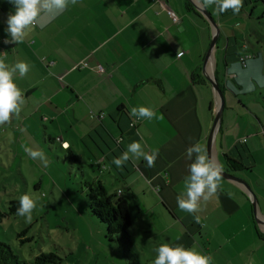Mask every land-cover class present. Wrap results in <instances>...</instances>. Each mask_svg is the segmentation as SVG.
Returning <instances> with one entry per match:
<instances>
[{
	"label": "crops",
	"instance_id": "0c3cea01",
	"mask_svg": "<svg viewBox=\"0 0 264 264\" xmlns=\"http://www.w3.org/2000/svg\"><path fill=\"white\" fill-rule=\"evenodd\" d=\"M244 5L248 8L246 0L242 9ZM199 8L221 24L222 13L217 14L215 5L202 7V0H78L43 30L34 26L22 42L4 44L9 38L6 20L15 8L0 0V60L10 67L21 61L30 66L25 77H13L25 103L10 124L17 138L25 139L22 146L41 151L55 141L63 151L89 153L100 173L109 170V177L96 178L111 194L122 190L117 197L129 203L130 228L138 221L141 238L152 244L156 257L159 246L169 244L198 252L204 248L211 264H264V206L258 196L261 222L256 223L243 185L222 177V190L201 200L196 213L177 205L192 162L186 150L197 142L207 150L214 121L212 105L203 99L212 100V85L199 82L214 27ZM228 53L235 55L226 61L227 74L245 90L239 72L242 56L237 57L236 48ZM82 62L89 67H78ZM100 64L102 72L96 69ZM263 67L258 57L248 56L244 69L251 81L260 83ZM140 106L153 109L156 118L138 119L133 127L137 118L129 113ZM92 112L105 116L93 118ZM227 139L222 118L212 158L236 175L232 167L239 166L230 159L238 158L236 149L243 141L230 144ZM133 141L149 153L159 150L154 167L143 159L119 168L112 163ZM65 142L68 148L62 147Z\"/></svg>",
	"mask_w": 264,
	"mask_h": 264
},
{
	"label": "rangeland",
	"instance_id": "374dc122",
	"mask_svg": "<svg viewBox=\"0 0 264 264\" xmlns=\"http://www.w3.org/2000/svg\"><path fill=\"white\" fill-rule=\"evenodd\" d=\"M246 2L248 8H243L239 14L234 15L228 9L220 16L221 24L217 23L220 33L213 50L214 74L222 85L226 103L223 119L224 128L228 129L227 140L230 144L243 141L236 149L237 159L243 165L232 167V171L247 183L259 208L258 196L264 206V72L261 71L260 83L251 81V73H245V64L240 61L243 90L229 77L226 65L227 49L232 53L236 48L237 57H258L264 66V2ZM212 38L213 33L205 56ZM233 55L235 53L228 57ZM204 62L205 57L200 69L203 76ZM251 84L253 89L249 90ZM211 91L213 93L212 87ZM203 99L207 106L211 103L210 112L215 117L218 108L215 94L212 100L206 95ZM7 132H10L8 137ZM23 142L25 139L17 138L10 123L0 126V209L6 213L0 224V242L11 246L19 264H130L118 242L107 237L105 224L89 209L86 181L94 180L97 175H102L104 180L109 177V170L103 169L104 173H100L89 162V153L74 157L71 152L60 149L55 141H48V147L41 150L46 154L45 164L40 159H32L24 151ZM108 186L111 190L110 183ZM24 194L37 201L31 221L11 209L12 202H19ZM135 207L132 208L136 211ZM168 212L163 214L172 218ZM252 212L257 223L254 207ZM135 223L129 232L138 244L134 246L138 262L153 264L156 255L152 244L143 242L144 237L141 238V230ZM199 252L206 255L204 248ZM51 253L55 255L53 261L36 259Z\"/></svg>",
	"mask_w": 264,
	"mask_h": 264
},
{
	"label": "clouds",
	"instance_id": "9594fccd",
	"mask_svg": "<svg viewBox=\"0 0 264 264\" xmlns=\"http://www.w3.org/2000/svg\"><path fill=\"white\" fill-rule=\"evenodd\" d=\"M8 3L13 5L15 12L7 17L5 32L9 38L3 43L17 44L25 39L26 30L34 26L43 30L61 16L70 5H76L78 0H8ZM211 5L216 6L217 14L232 9L233 14L237 15L243 7V0H202V7L207 8ZM29 70L30 66L26 62L21 61L10 67L4 60H0V126L10 123L14 117H19L25 99L23 91L17 86L13 77L18 73L19 77L23 78ZM129 114L138 119L156 118L155 111L145 106L133 107ZM62 147L68 148L67 142ZM24 151L32 159H40L47 163L43 151L27 147ZM186 155L192 162L189 165V175L184 181L185 191L177 196V205L183 211L196 213L200 209L201 200L208 201L222 190L223 169L198 142L187 148ZM158 156V149L149 153L144 150L142 143L133 141L122 155L113 159L112 163L119 168L130 160L143 159L148 167H154ZM19 203L17 215L25 217L26 221H31L37 201L24 194L20 197ZM199 220L200 217L197 216L196 222L199 223ZM157 252L153 264H211L212 260V257L203 255L195 248L186 249L183 246L172 247L169 244H162Z\"/></svg>",
	"mask_w": 264,
	"mask_h": 264
},
{
	"label": "trees",
	"instance_id": "16d2710c",
	"mask_svg": "<svg viewBox=\"0 0 264 264\" xmlns=\"http://www.w3.org/2000/svg\"><path fill=\"white\" fill-rule=\"evenodd\" d=\"M262 1L264 2V0ZM228 52H229V48L227 49L226 59L229 55ZM226 61L228 62V59ZM199 76L201 78L199 81L200 83L211 85L205 76H203L202 74H199ZM218 83L220 84L219 81ZM220 87L222 88L221 84ZM72 155L75 157V154L72 153ZM230 160L232 164L236 167L237 165L239 167L243 165L242 161L239 159H230ZM95 165L99 166L98 163H95ZM246 167L251 168V166H246ZM86 186H87V196L89 200V209L94 216H96L102 223L105 224L107 228V233H106L107 237L110 238V240H116L118 242L120 248L124 253V256L129 261L130 264H140L138 262L139 256L136 253V250L134 248V243L131 238V234L129 232V228L132 225V216L130 212L129 203L126 199L122 197H117V194L121 195L122 192L121 193L118 192L117 194L109 193L105 188L103 182L97 178H95L94 180L86 181ZM12 203L14 204L11 207L12 210H17L20 207V203L18 201H13ZM5 215L6 213L0 209V224L2 218ZM54 257L55 255L51 253V254H42L38 256L36 259L37 260L50 259V261H53ZM19 263L20 260L12 250L11 246L5 242H0V264H19Z\"/></svg>",
	"mask_w": 264,
	"mask_h": 264
},
{
	"label": "water",
	"instance_id": "95a60500",
	"mask_svg": "<svg viewBox=\"0 0 264 264\" xmlns=\"http://www.w3.org/2000/svg\"><path fill=\"white\" fill-rule=\"evenodd\" d=\"M199 11L202 12L213 24L214 27V32H213V38H212V42L210 45V48L207 52L206 58H205V62L203 65V72L205 74V77L208 79V81L211 83L212 88H213V92L215 94L216 97V101H218V108L217 109V114L214 117V121H213V125L211 128V131L209 133L208 139H207V152L208 154L212 157V150H213V146H214V142H215V137H216V133L218 132L221 122H222V118H223V111H224V106H225V100H224V95L222 92V88L220 87V84L217 81V78L215 76V74L213 75H209L206 73V65L208 62V59L211 55V53L213 52L214 48H215V44L216 41L218 39V35L220 33V30L216 24V21L214 20V18L212 17V15L206 10V9H202L199 8ZM218 98V100H217ZM222 177L223 178H227L233 181L238 182L239 184L244 186V189L247 191V193L249 194V197L252 200V205L254 207V211L256 214V197L255 195L252 193L251 189L249 188V186L247 185V183L239 178L238 176L223 170L222 171ZM261 221L257 218V223H260Z\"/></svg>",
	"mask_w": 264,
	"mask_h": 264
},
{
	"label": "built area",
	"instance_id": "2783aa9c",
	"mask_svg": "<svg viewBox=\"0 0 264 264\" xmlns=\"http://www.w3.org/2000/svg\"><path fill=\"white\" fill-rule=\"evenodd\" d=\"M169 13H170V15L172 16V18H173V20H174L175 23H180L181 19H180V17H178V16L175 14L174 11L169 10ZM246 59H247V57H242V58H241V61L245 64ZM78 67H81V68H88L89 65H88V63H86V62H82V63H80V64L78 65ZM96 69H97V71L102 72V71H104V66L100 64V65H98V66L96 67ZM104 116H105L104 113H100V114H96V113H93V112L91 113V117H93V118H94V117H98V118L102 119V118H104ZM137 120H138V118H137L136 120L132 121V122H131V126L134 127V126L136 125V123H137ZM63 144H64V143H63ZM118 192L121 193L122 191L119 190Z\"/></svg>",
	"mask_w": 264,
	"mask_h": 264
},
{
	"label": "bare ground",
	"instance_id": "6f19581e",
	"mask_svg": "<svg viewBox=\"0 0 264 264\" xmlns=\"http://www.w3.org/2000/svg\"><path fill=\"white\" fill-rule=\"evenodd\" d=\"M209 62V66H208V70L206 69V73L209 74V75H213L214 74V56H213V52L211 53L209 59H208ZM207 66V65H206ZM209 71V72H208Z\"/></svg>",
	"mask_w": 264,
	"mask_h": 264
}]
</instances>
